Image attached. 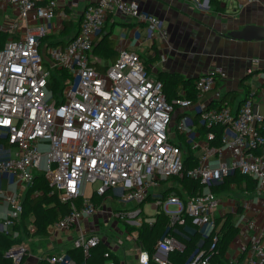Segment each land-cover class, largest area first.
Listing matches in <instances>:
<instances>
[{
    "label": "built area",
    "instance_id": "obj_1",
    "mask_svg": "<svg viewBox=\"0 0 264 264\" xmlns=\"http://www.w3.org/2000/svg\"><path fill=\"white\" fill-rule=\"evenodd\" d=\"M8 1L19 16L3 26L5 33H16L30 17L35 24L20 30L18 36H10L0 48V197L8 204V213L0 216V232H11L24 210L21 197L1 185L3 177L20 181L23 189H28L36 171H42L61 191V200L69 202L72 209L49 226L55 235L96 214L97 204L85 193L89 184L100 196L120 188L123 203L144 202L151 188L182 173L183 150L171 129L178 109L195 106L203 121L226 127L222 146L215 148L207 140L200 143L194 139L195 126L187 114L176 123L179 134L202 148L198 165L188 175L206 184L207 190L187 200L176 194L160 197L158 211L173 223H183L188 214L200 230L214 234L209 249L200 250L188 263L212 264L221 228L217 217L230 210L229 202L208 186L235 171L246 174L258 182L261 219L254 210L245 212L250 210V201L242 203L244 211L238 217L240 250L231 264H264V114L255 108L256 89L251 88L238 110L233 111L227 102L222 107H209L203 99L216 87V74L223 73L220 68L195 79L198 101L194 103L184 91L169 97L164 83L149 74L135 50L120 49L116 61L105 70L92 65L91 52L109 13L119 12L144 22L150 39L157 35L168 38L164 21L144 11L135 0H97L89 4L76 36L65 45L49 47L46 53L41 50V39L48 33L46 23L57 14L59 0ZM251 1L260 0L243 3ZM195 2L201 8L210 7L209 0ZM54 68L66 69L72 75L59 98L50 89ZM5 152L9 154L3 155ZM78 198H82L79 207L75 202ZM142 212L137 206L114 213L129 225L141 226ZM155 220L144 217L149 224ZM101 242L96 233L80 232L73 245L89 255ZM123 244L122 240L114 242L120 248ZM180 247L173 235L158 241L153 256L139 244L138 264H151L152 260L169 264V253ZM109 249L113 252L112 247ZM110 250L101 264H114ZM28 254L29 248L22 242L5 253L11 264H23ZM46 258L53 264H75L66 252Z\"/></svg>",
    "mask_w": 264,
    "mask_h": 264
},
{
    "label": "crops",
    "instance_id": "obj_2",
    "mask_svg": "<svg viewBox=\"0 0 264 264\" xmlns=\"http://www.w3.org/2000/svg\"><path fill=\"white\" fill-rule=\"evenodd\" d=\"M96 1L59 0L56 16L46 23L48 33L43 37L45 39L41 44L42 52L46 53L49 47L65 45L73 39L80 29L86 7ZM135 1L139 2L144 11L157 15L164 21L168 38L165 39L157 35L150 39L147 36L146 24L144 22L135 18L126 17L119 12L109 13L103 30L112 32V36L116 39L117 56L122 48L137 51L149 74L157 79H160V74L163 71L179 73L186 78L196 79L198 76L216 71V69L220 68L223 70V73H218L220 77L217 79L216 87L207 93L203 99L209 104L210 101L220 99L225 94H230V100L228 99L230 104H228L233 111H237L240 103L247 95V89L255 88L257 91L256 97L254 98L255 108L264 114V40H239L231 35L232 31L240 30L248 24H256L264 27V0L248 3H243L244 0H224V3H221V11H216L211 6L208 9L201 8L195 0ZM39 3L42 4L43 1ZM240 3H243L242 7H240ZM18 16L19 14L15 6L8 0H0V34H6L7 39L10 36H18L20 30H23L30 24H35L34 19L30 17L28 20L23 21L22 29L16 33L12 35L5 33L3 26L9 20ZM39 21L42 22L43 20L40 19ZM68 21L72 23L70 28L67 27ZM98 38L99 36L96 40ZM146 62L148 65H146ZM112 63L110 62L109 65ZM183 91L188 95L185 89H181L178 94ZM178 110L179 116L175 120L178 121L180 116L187 114L190 117V124L195 126L194 139L200 143L205 142L204 139H196L199 134L197 125L194 123V114H198L199 112L197 107L192 106L188 109ZM174 126L176 127V124ZM177 138L176 141L178 140L177 142L182 145ZM193 142L197 150L202 153V148L196 145L195 141ZM8 154L5 152L3 155ZM212 158L213 160L217 159L216 157ZM1 185L6 190L18 194L22 200L28 190L23 189L22 182L10 181L8 177L2 178ZM175 185L176 182H161L157 188L153 187L150 189L147 196L149 199L146 198L140 204L133 202L125 204L120 202L119 205L121 206L116 211L140 206L143 209L141 213L142 219L144 217H155L159 212L156 203L162 196V190L170 189L171 187L174 188ZM117 190H120V188L107 192L102 204L95 201L94 197L98 199L102 196L96 194L92 186L91 193L88 195L92 196L97 206H102L106 198H111V195H114L112 201L119 197L116 194ZM93 195L95 196L93 197ZM251 195H253V198L256 197V199L248 198V201L251 202V207L250 210H245V212L249 213L251 210H254L256 217L260 220L262 210L259 199L260 195L256 192ZM225 199L229 202L228 209L230 211L235 208L237 210L238 199L230 196H227ZM147 201L152 202V211L145 209ZM7 213L8 204L0 197V216ZM86 218L88 217H84L81 220L80 225L57 235L49 233L47 236H28V242L25 243L22 241L29 248V254L23 264H39L41 259L47 260L46 256L58 252L71 254L75 249L73 241L80 232L98 234L93 230L89 232L83 230L82 222ZM18 222L16 235H21V220ZM123 222L124 225L127 223L125 221ZM239 224L241 222L237 219V225L239 226ZM19 227L21 228L19 229ZM126 231L132 238L130 240L127 237V246L123 244V248L114 245L115 238H112L113 242L111 243L110 237L107 236V240H103L102 236H100L102 242L107 244L108 248L109 246L112 247L113 253L118 255V264H138L137 256L132 255V253L135 254L137 246L139 245L137 235L134 232L129 233L127 229ZM238 237L239 234L230 244V249L226 255L229 260L239 254L240 249H235V244L237 247L241 244L240 240L238 241ZM130 242L132 243L131 247H129ZM231 250L232 253H230ZM130 256L134 257L132 258L133 260L130 259ZM111 258L115 264V259L112 255Z\"/></svg>",
    "mask_w": 264,
    "mask_h": 264
},
{
    "label": "trees",
    "instance_id": "obj_3",
    "mask_svg": "<svg viewBox=\"0 0 264 264\" xmlns=\"http://www.w3.org/2000/svg\"><path fill=\"white\" fill-rule=\"evenodd\" d=\"M43 3H45V1H43ZM209 4L216 11L222 10L220 0H209ZM71 24V21H68L67 27L70 28ZM44 39L45 38H42L41 41H44ZM6 40L7 35L3 33L0 34V48H2L1 45L4 44ZM116 59V39L112 36V32L104 29L99 34L98 40L94 43L91 64L100 70H105L109 66V63L116 61ZM146 65H148V63ZM219 77L220 75L216 74V78L219 79ZM71 78L72 75L66 69H52L50 89L53 95L59 98L63 87ZM160 80L164 83V91L169 97L176 96L181 89H185L194 103L198 101L195 79L186 78L179 73L163 71L160 74ZM249 90L250 88L247 89L246 97L249 94ZM229 97L230 94H225L220 99L210 101L208 106L222 107L226 102L230 104ZM58 101L60 102V100ZM194 121L199 131L196 138L197 140H207L209 145L215 148L222 146V135L226 128L224 125H209L201 119L200 112L194 114ZM209 133H213V137L210 138ZM178 138L182 145L176 141L177 144L182 150L184 149L182 173L162 180V183H164L175 179L176 185L174 188L171 187L170 189L162 190L161 197H165L168 194H176L184 200H187L188 198L205 192L207 185L202 183L199 179L188 175V172L198 165L201 154L194 146L193 140H187V137L183 134H178ZM257 184L258 182L256 179L235 171L225 175L223 181L212 183L208 187L216 193L217 196L224 198L223 196L227 195L226 191L234 189L233 186L238 188L245 185L244 189L246 193L252 194L256 192ZM105 195L98 199L94 197L95 195H93V197L96 202L102 204ZM60 196L61 191L48 181L45 174L42 171H36L33 183L28 187L27 193L23 199L24 210L19 220H17L13 226L11 232H0V264H11V260L6 257L5 253L14 244L22 242L23 236L49 235L50 231L48 227L71 211L72 207L70 203L62 201ZM241 199L237 200L238 207L236 211H230L223 217H217V221L221 223V228L219 231L216 253L212 258V264H231L226 255L230 249L231 242L240 233L237 219L244 211ZM75 202L79 207L82 204V198L76 199ZM155 217L156 220L153 224L144 221L141 226L137 227L125 223V228L129 233H136L139 244L148 250L151 256L156 252L158 241L167 235L175 236L182 245V247L176 248L169 253V264H188L196 253L202 249H209L212 244L214 234L211 233L208 235L200 230L198 225L194 223L193 218L188 214L184 215L183 223L179 221L173 223L171 218L163 212H158ZM20 220L22 224V234L16 235L18 221ZM21 227H19V229ZM109 250L107 244L101 242L90 250L89 255H85L81 248L75 247L68 256L75 260V264H101L105 260V252ZM111 255L115 259V264H118V255L114 254L112 251ZM39 264L53 263L48 262L46 259H41ZM151 264L158 263L152 260Z\"/></svg>",
    "mask_w": 264,
    "mask_h": 264
},
{
    "label": "rangeland",
    "instance_id": "obj_4",
    "mask_svg": "<svg viewBox=\"0 0 264 264\" xmlns=\"http://www.w3.org/2000/svg\"><path fill=\"white\" fill-rule=\"evenodd\" d=\"M176 123L177 121H175L174 125ZM174 125L172 126L171 134L174 137V140L176 141V138L178 137V134H179L178 133L179 130ZM172 182H176L175 179L170 181V183ZM244 187L245 185H242L241 187H238V188L236 187L232 190L226 191L227 195L223 196L224 198L222 199H225L227 196L234 197L235 199L242 198L241 199V204H242L244 201H248V198L249 199L253 198V195L246 193V190L244 189ZM90 190H91V185L89 184L87 186V189L85 190V193L87 195L90 194L91 193ZM116 194L120 195L121 194L120 190H117ZM113 196L114 195H111V198H106V201H104V204L102 206L101 205L98 206L96 214H93L91 217L84 219V221L82 222V228L83 230H86L88 232L91 230L96 231L99 235L102 236L103 240L105 239L107 240V236L110 237L111 243L113 242L112 238H115V240L123 239L122 241L124 245L127 246V241H128L127 237L131 240L132 236H129V234H127L124 222L115 216L114 211H116L121 206L119 204L122 201H120L118 196L116 200L112 201ZM253 199H256V197H254ZM146 204L147 205L145 206V209H147L148 211H152L151 209L152 202L147 201ZM143 220L144 218L141 220L142 223H143ZM137 226H140V225H137ZM204 233H206V231H204ZM22 241L25 243L28 242L29 241L28 236L27 237L23 236ZM131 246H132V243L130 242L129 247ZM235 249H240V248L237 247L235 244ZM230 253H232V250L230 251ZM132 255L137 256L138 255L137 251H135V254L132 253ZM132 258L134 257L130 256L131 260H133ZM234 259L235 258H230V260H234Z\"/></svg>",
    "mask_w": 264,
    "mask_h": 264
},
{
    "label": "water",
    "instance_id": "obj_5",
    "mask_svg": "<svg viewBox=\"0 0 264 264\" xmlns=\"http://www.w3.org/2000/svg\"><path fill=\"white\" fill-rule=\"evenodd\" d=\"M206 4L208 3L206 2ZM231 35L239 40H264V27L256 24H248L240 30L232 31Z\"/></svg>",
    "mask_w": 264,
    "mask_h": 264
}]
</instances>
